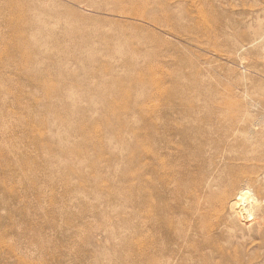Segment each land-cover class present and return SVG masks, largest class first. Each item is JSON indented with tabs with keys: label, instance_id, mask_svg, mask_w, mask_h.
Listing matches in <instances>:
<instances>
[{
	"label": "rangeland",
	"instance_id": "374dc122",
	"mask_svg": "<svg viewBox=\"0 0 264 264\" xmlns=\"http://www.w3.org/2000/svg\"><path fill=\"white\" fill-rule=\"evenodd\" d=\"M224 143L264 192V0H0V264H264Z\"/></svg>",
	"mask_w": 264,
	"mask_h": 264
},
{
	"label": "bare ground",
	"instance_id": "6f19581e",
	"mask_svg": "<svg viewBox=\"0 0 264 264\" xmlns=\"http://www.w3.org/2000/svg\"><path fill=\"white\" fill-rule=\"evenodd\" d=\"M213 131L218 132V129H213ZM208 131H206L203 128H200L197 133L198 134H206ZM198 136L199 139H201L202 141H204L203 143H201L198 146H193V149L195 151V153H200L204 150L205 145L208 143V139L204 136ZM222 147H225L224 149L227 148H231V146L227 143H224L222 146H215L212 149V153H214L213 157H220L219 159H228V162H232L230 163L228 166H226L224 168V175H221L218 173L217 169L218 168V164L215 161L216 159H212L210 157H205L203 158V160L196 164L195 162H193V168L192 171L194 172H201L202 173H197L195 174V176L192 177L191 179V186H192V191H191V198L195 199V201L197 200V196H198V190L199 188L201 189L202 186H207L208 185V178H210V183L213 185H219V186H225L227 188V191H230V188L235 185L236 183L238 184V191H243L246 188L250 191L251 194H249L251 201L250 202H254L255 203V207L253 209H251L250 211L254 213L256 207H258V214L260 216H264V205H262V203L264 202V192L261 190V188H254V186L256 185V183L258 182L256 176L257 175H252L254 172L248 174L246 172V167L248 165V163L252 160H257L255 157L248 155L246 152H241L238 154H232L230 156H228V154H222V155H218L219 149H221ZM223 149V148H222ZM212 166V170H210L208 172V170H204L205 166ZM258 168V167H257ZM264 168V166H263ZM207 173H206V172ZM264 172V170H263ZM259 173V172H258ZM256 174V172H255ZM263 178V177H262ZM234 182V183H233ZM204 186V187H205ZM245 187V188H243ZM226 191V192H227ZM225 192V193H226ZM225 193L222 194H217V195H212L213 200H219V199H223ZM190 196V195H189ZM227 196V194H226ZM195 204V203H194ZM197 205V204H196ZM262 226H264V222L262 223ZM205 228L208 229V226H205ZM218 236V235H217ZM261 243L264 245V234L262 237H260ZM202 242L205 245L211 246L214 249H218V250H223L220 252V254L222 255L221 257H223L225 260H230L228 254V251L225 248H219L218 246H214V244H217L216 241H211L208 240L207 238H203ZM240 244V242H238ZM237 244V243H236ZM236 251V247L234 249ZM226 254V255H224ZM235 255V254H234ZM231 256V254H230ZM232 260H235V256L232 257ZM205 264H210L207 260L204 261Z\"/></svg>",
	"mask_w": 264,
	"mask_h": 264
}]
</instances>
